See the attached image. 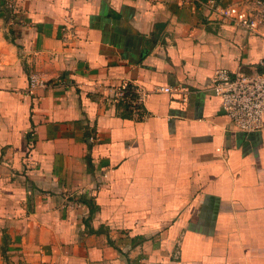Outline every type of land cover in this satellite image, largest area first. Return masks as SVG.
Returning <instances> with one entry per match:
<instances>
[{
	"label": "crops",
	"instance_id": "crops-1",
	"mask_svg": "<svg viewBox=\"0 0 264 264\" xmlns=\"http://www.w3.org/2000/svg\"><path fill=\"white\" fill-rule=\"evenodd\" d=\"M210 1L0 0V264H264V125L207 87L263 40L253 0Z\"/></svg>",
	"mask_w": 264,
	"mask_h": 264
},
{
	"label": "built area",
	"instance_id": "built-area-1",
	"mask_svg": "<svg viewBox=\"0 0 264 264\" xmlns=\"http://www.w3.org/2000/svg\"><path fill=\"white\" fill-rule=\"evenodd\" d=\"M254 8L246 17L236 18L235 21L247 28L251 33L258 34L263 40V54L258 61V68L251 72L241 70L231 72L225 67H217L207 83L208 89L219 97L221 108L228 116L232 127L243 131L259 130L264 125V0H253ZM210 6L217 11L222 19L230 16V10L220 7L215 0ZM30 86H42L44 80L36 73L28 77ZM159 90L170 91L169 85H160ZM148 91L134 81H123L108 85L105 93L106 100L123 106L135 119L145 116L144 100ZM95 135L87 137L93 141Z\"/></svg>",
	"mask_w": 264,
	"mask_h": 264
},
{
	"label": "rangeland",
	"instance_id": "rangeland-1",
	"mask_svg": "<svg viewBox=\"0 0 264 264\" xmlns=\"http://www.w3.org/2000/svg\"><path fill=\"white\" fill-rule=\"evenodd\" d=\"M0 250H1V252H3V254H5V245H2V246L0 247Z\"/></svg>",
	"mask_w": 264,
	"mask_h": 264
}]
</instances>
